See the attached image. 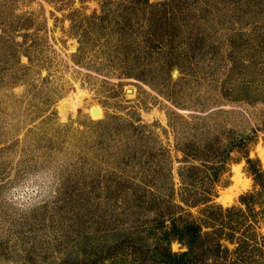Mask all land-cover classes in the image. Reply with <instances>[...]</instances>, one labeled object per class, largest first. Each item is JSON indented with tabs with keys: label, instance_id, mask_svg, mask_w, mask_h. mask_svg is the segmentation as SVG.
<instances>
[{
	"label": "rangeland",
	"instance_id": "374dc122",
	"mask_svg": "<svg viewBox=\"0 0 264 264\" xmlns=\"http://www.w3.org/2000/svg\"><path fill=\"white\" fill-rule=\"evenodd\" d=\"M102 1L0 0V264H153L155 208L166 226L257 190L264 0ZM211 145L219 176L187 152Z\"/></svg>",
	"mask_w": 264,
	"mask_h": 264
},
{
	"label": "trees",
	"instance_id": "16d2710c",
	"mask_svg": "<svg viewBox=\"0 0 264 264\" xmlns=\"http://www.w3.org/2000/svg\"><path fill=\"white\" fill-rule=\"evenodd\" d=\"M114 2L130 5L127 10L120 8L117 12L124 15L126 12L142 10L151 4L149 0H103L102 3L105 4V8L104 6L102 8L103 13H110L106 10V6ZM230 147L225 146L221 148V151L220 146L211 145L204 148L202 152H197V149L193 150V148L187 149V152L192 153L196 159L199 157L201 161L209 163L208 167L203 163L201 165L205 166V170L213 169L214 175L219 176L222 169L218 162H223L225 156L229 154ZM199 153H203V156ZM256 161L246 158L247 171L252 176L254 189L257 190L239 196V203L243 204L245 209L222 208L219 205L210 204L206 205L201 213L200 216L203 217L189 219L180 212H175L172 206H167L169 224L165 226L161 221L163 212L156 211L157 208H155L151 220L156 223L152 224L147 232L152 238L150 239L152 247L149 248L150 243H147L138 248L142 249L144 257L151 259L153 264H264V236L258 237L255 231L258 213L262 214L261 217L264 220V208H261L262 204L256 200L259 196H264V170L252 165ZM216 162L217 166L214 167L212 163ZM207 175L211 176V173ZM211 179L208 190H203L202 197L189 205L206 204L212 200L215 191L211 184H214L215 178ZM255 204L260 207L259 212L255 211L257 207L254 206ZM244 217L251 222L242 229V223L246 220L242 219ZM233 221L236 224H233ZM172 240H177L185 247V250L179 253L171 252L169 245ZM228 244H233L234 247L230 249Z\"/></svg>",
	"mask_w": 264,
	"mask_h": 264
},
{
	"label": "bare ground",
	"instance_id": "6f19581e",
	"mask_svg": "<svg viewBox=\"0 0 264 264\" xmlns=\"http://www.w3.org/2000/svg\"><path fill=\"white\" fill-rule=\"evenodd\" d=\"M97 113H98V110H97L96 108H94V109L92 110V114H93V116L97 115Z\"/></svg>",
	"mask_w": 264,
	"mask_h": 264
}]
</instances>
